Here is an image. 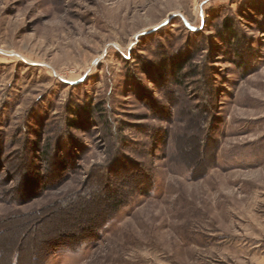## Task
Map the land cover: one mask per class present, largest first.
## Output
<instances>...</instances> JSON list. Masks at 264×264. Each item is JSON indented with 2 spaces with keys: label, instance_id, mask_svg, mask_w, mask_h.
<instances>
[{
  "label": "rangeland",
  "instance_id": "obj_1",
  "mask_svg": "<svg viewBox=\"0 0 264 264\" xmlns=\"http://www.w3.org/2000/svg\"><path fill=\"white\" fill-rule=\"evenodd\" d=\"M0 264H264V0H0Z\"/></svg>",
  "mask_w": 264,
  "mask_h": 264
},
{
  "label": "trees",
  "instance_id": "obj_2",
  "mask_svg": "<svg viewBox=\"0 0 264 264\" xmlns=\"http://www.w3.org/2000/svg\"><path fill=\"white\" fill-rule=\"evenodd\" d=\"M120 200H121L120 197L117 196L116 197L112 196L111 198L110 197L108 198L109 203H120Z\"/></svg>",
  "mask_w": 264,
  "mask_h": 264
}]
</instances>
